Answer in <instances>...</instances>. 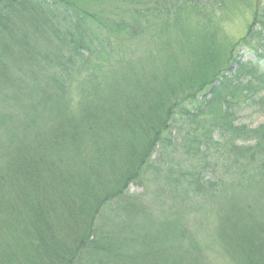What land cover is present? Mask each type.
I'll list each match as a JSON object with an SVG mask.
<instances>
[{
	"label": "trees",
	"instance_id": "trees-1",
	"mask_svg": "<svg viewBox=\"0 0 264 264\" xmlns=\"http://www.w3.org/2000/svg\"><path fill=\"white\" fill-rule=\"evenodd\" d=\"M121 5L0 0V264H264V123L243 120L264 118V4L180 98L136 83L135 43L224 0Z\"/></svg>",
	"mask_w": 264,
	"mask_h": 264
},
{
	"label": "rangeland",
	"instance_id": "rangeland-1",
	"mask_svg": "<svg viewBox=\"0 0 264 264\" xmlns=\"http://www.w3.org/2000/svg\"><path fill=\"white\" fill-rule=\"evenodd\" d=\"M123 1L101 0L95 3V0H82V5L100 16L120 20L128 18L127 12H131L128 5H121ZM257 1L264 4V0H224V9L216 16H210L211 22L191 9L178 8L171 15L161 12L157 17V30H163L157 34L158 38L151 39L153 34L150 30L146 32L147 37L135 43L136 49H141L140 69L133 74L138 81L136 83L142 82L141 74L147 85L173 96L176 92L180 98V86L185 88L189 83L187 79L199 80L214 70L213 66L218 70L228 65L234 48L238 49L243 43ZM243 120L252 126L264 123V118L258 117ZM210 260L214 261V253L210 255ZM222 263L219 258L215 259L214 264Z\"/></svg>",
	"mask_w": 264,
	"mask_h": 264
}]
</instances>
